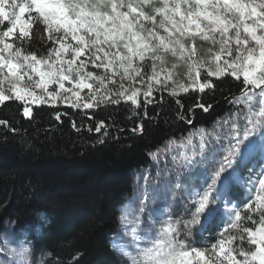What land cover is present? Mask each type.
Here are the masks:
<instances>
[{"label":"snow or ice","instance_id":"snow-or-ice-1","mask_svg":"<svg viewBox=\"0 0 264 264\" xmlns=\"http://www.w3.org/2000/svg\"><path fill=\"white\" fill-rule=\"evenodd\" d=\"M4 23L9 26L0 31V105L13 99L22 102L24 117L32 115L29 103L54 106L58 99L83 109L124 102L136 114L142 105L146 109L155 103L153 93L158 88L179 96L189 90L214 91L212 77L240 81L239 94L228 101L237 110L218 120L212 132L199 129L197 143L191 136L186 138L189 153L172 157L178 169L211 165L210 171L205 168L204 185L186 192L187 218L168 213L159 227L152 222L142 230L140 215L125 207L119 220L128 244L114 239L111 246L129 264H264V167L255 179L249 178V191L255 195L229 211L227 224L211 246L213 254L206 257L207 249L192 244L194 227L212 230L208 225L221 214L218 196L234 190L237 173L248 166L253 154L258 152L264 165V0H0V25ZM37 23L53 44L39 57L15 43L29 41ZM198 40L209 45L203 56ZM168 54L186 67L187 86L173 80L178 65L165 66ZM89 65L102 71H89ZM202 69H207L203 80ZM50 85L56 87L50 91ZM84 89L86 97L81 96ZM195 107L208 112L212 105L198 102ZM102 128L105 124L100 121L95 131ZM132 131L142 133L143 125ZM162 151L158 148L149 155L156 160ZM141 195L138 212L143 214L147 190ZM246 221L253 227L242 223ZM0 252L13 258L10 264H33L27 243L19 248L5 246Z\"/></svg>","mask_w":264,"mask_h":264},{"label":"trees","instance_id":"trees-1","mask_svg":"<svg viewBox=\"0 0 264 264\" xmlns=\"http://www.w3.org/2000/svg\"><path fill=\"white\" fill-rule=\"evenodd\" d=\"M15 43L38 57L53 47L52 43L34 39L22 45ZM197 45L203 56L209 45L199 40ZM173 63L178 65L173 80L187 86L186 67L168 54L165 66L171 68ZM148 71L147 68L145 72ZM205 78L203 74L202 80ZM210 79L216 88L205 90L202 97L205 106L212 105L208 112L195 108L191 91L170 96L161 88L153 93L155 103L146 109L142 105L136 114L124 102L88 110L28 105L32 109L30 117L23 116L22 102L13 99L0 105V121H7V125H0V234L12 224L13 237L31 246L30 256L39 264H129L111 246L122 226V210L128 207L133 215H140L142 230L145 227L141 216L151 209L157 208L167 219L168 213L187 218V213L180 214L186 193L184 197L180 195L204 185L208 172L198 171L202 166L210 171L211 165L205 162L191 169H178L172 157L189 153L186 138L197 135L201 128L212 132L218 120L222 122L237 110L228 101L239 94L241 82L231 76ZM193 109L195 120L188 126ZM180 115L185 119H179ZM100 121L105 128L98 133L95 128ZM141 124L142 133L132 131ZM170 140L175 143L168 145ZM158 148L163 151L153 160L149 153ZM223 151L219 150L217 159ZM262 167V157L257 152L237 173L234 190L227 196H218L221 210L225 205L241 207L248 200L253 193L249 191V178L259 175ZM177 184L181 187L177 188ZM145 190L148 199L140 214ZM220 216L208 225L212 230L205 231L206 238L198 230L199 225L194 227L192 241H210L209 236L219 230Z\"/></svg>","mask_w":264,"mask_h":264},{"label":"rangeland","instance_id":"rangeland-1","mask_svg":"<svg viewBox=\"0 0 264 264\" xmlns=\"http://www.w3.org/2000/svg\"><path fill=\"white\" fill-rule=\"evenodd\" d=\"M17 2H20V0H17ZM25 18H27V17H25ZM3 25H4L5 28L2 27ZM8 26L9 25L7 23H4V24L0 25V31L6 30ZM31 39L52 43L48 39V37L45 35L43 25L40 24V23H37L36 26L33 28L32 33H31ZM81 59H83V57ZM88 70L89 71H94V72L102 71V70L93 69L90 65H89ZM145 70H147V67L145 68ZM204 71H205V73H203ZM203 74H207V69H202L201 70V79H202V75ZM34 79H38V77H34ZM67 86H69V85H67V83H66V87ZM136 86L137 87H141V85H139V84L136 85ZM55 87H56V85H50L49 86V90L51 91ZM109 87H113V86L109 85ZM168 87H169V89L171 87H173V86H171L170 82H169ZM36 91L38 93L40 92L39 89H36ZM189 91H191V90H189ZM191 92H192V98H193L194 104L197 105L198 102L202 103L203 93H200L198 91H195V92L191 91ZM87 94H88V90L87 89H84L81 92V96H85L86 97ZM45 99H47V97H45ZM28 105L29 106H32V105L40 106V105H52V104L50 102V103H41V104H31V103H29ZM55 105H61V106H65V107H70V106H68L67 103L64 102L63 99L56 100L55 101ZM195 108L200 109L199 107H195ZM75 109H77V108H75ZM78 109L88 110V109H83V108H78ZM194 111H195L194 109L191 111V117H192V112H194ZM192 123H193V119H192ZM191 124L187 123L188 126H190ZM191 137L195 141L198 140V135H196V134L192 135ZM204 169H205V166L200 167V170L198 171V174H201V171L204 170ZM253 176H255V175H251L250 177H253ZM253 179H255V178H253ZM183 192L186 193V191H182V195H180V198L185 196V194H183ZM254 195H255V193L253 192L251 196H254ZM177 198H179V196H177ZM241 207H242V205H241ZM224 208H225V210H221V215L222 216L219 217V221H218V223H219L218 225H220V227L218 228L219 230L221 228H223L227 224V223L225 224V222L229 219L228 213H229L230 210H232L235 207L234 206L231 207V205H225ZM183 210L184 209L181 208L180 214L184 213ZM155 212L158 213V215L153 214ZM243 213H244V211L241 212L242 215H244ZM245 213H247V212H245ZM149 214H151V218H152L151 221L149 220ZM134 215H138V214L136 213ZM141 219H142V222H144V227H146V225H148L149 223H152V222H155V226L159 227L160 222L166 220L167 217L161 211H158L157 208H155V209H151L149 211V213L146 212L145 215L141 216ZM253 219H258V217L255 214H253ZM242 223H244L245 226L253 227V225L251 224L250 221H246V222H242ZM219 230L217 231V234H214L212 237L209 236L211 238L210 241H208L207 239H205L204 241L193 240L192 241L193 246L198 247L199 249H202V250L203 249H207L208 251L206 252V257L207 256H211L213 254L212 251H211V246H212L213 243H215L217 241V239H219V235H218ZM12 232H13V225L12 224H8L6 229H5V231L0 234V248H3L5 246H7L8 248H13V247L19 248L21 245L26 243L25 241H22V240H16L13 237ZM201 235L203 236V238L207 237V234H206L205 231L201 232ZM114 239H118L121 244H125V240L128 239V238L123 236V226H121L119 231H117V233L114 236L113 240ZM127 244H128V241L126 242L125 245H127ZM245 247H247V245H245ZM12 259L13 258L11 256L7 255L6 252H0V264H10V261ZM30 259L33 262V264H39V261L36 262L31 256H30ZM38 260H39V258H38ZM213 264H215V262H213Z\"/></svg>","mask_w":264,"mask_h":264},{"label":"water","instance_id":"water-1","mask_svg":"<svg viewBox=\"0 0 264 264\" xmlns=\"http://www.w3.org/2000/svg\"><path fill=\"white\" fill-rule=\"evenodd\" d=\"M192 119H193V122H194V120H195V119H194V115H193V112H192ZM191 125H192V124H191ZM191 125H190V126H191Z\"/></svg>","mask_w":264,"mask_h":264}]
</instances>
